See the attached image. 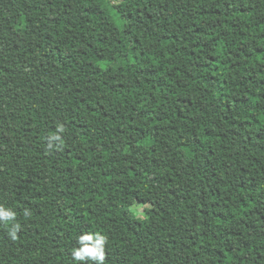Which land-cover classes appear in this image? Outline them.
I'll list each match as a JSON object with an SVG mask.
<instances>
[{
    "label": "trees",
    "instance_id": "1",
    "mask_svg": "<svg viewBox=\"0 0 264 264\" xmlns=\"http://www.w3.org/2000/svg\"><path fill=\"white\" fill-rule=\"evenodd\" d=\"M0 204V264H264V0H0Z\"/></svg>",
    "mask_w": 264,
    "mask_h": 264
},
{
    "label": "clouds",
    "instance_id": "2",
    "mask_svg": "<svg viewBox=\"0 0 264 264\" xmlns=\"http://www.w3.org/2000/svg\"><path fill=\"white\" fill-rule=\"evenodd\" d=\"M27 215V213H25ZM0 226H3L12 239H16L21 228L17 213L11 207L0 204ZM107 236L100 232H84L77 237V247L72 251V259L77 264H105Z\"/></svg>",
    "mask_w": 264,
    "mask_h": 264
},
{
    "label": "rangeland",
    "instance_id": "3",
    "mask_svg": "<svg viewBox=\"0 0 264 264\" xmlns=\"http://www.w3.org/2000/svg\"><path fill=\"white\" fill-rule=\"evenodd\" d=\"M146 142H149L148 140H146ZM117 144L116 143H112V146L111 148L114 149L116 148ZM147 205H141V204H133L132 206H130L131 210L138 216L142 217L143 218V228L144 230H151L153 227H154V223L151 222L150 220H148L145 216V212H144V208L146 207Z\"/></svg>",
    "mask_w": 264,
    "mask_h": 264
}]
</instances>
